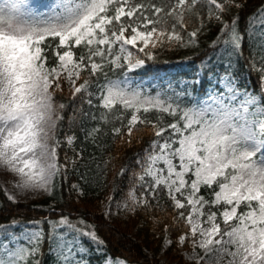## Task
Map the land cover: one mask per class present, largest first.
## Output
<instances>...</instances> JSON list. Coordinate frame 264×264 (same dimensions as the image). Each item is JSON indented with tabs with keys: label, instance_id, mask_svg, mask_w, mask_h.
<instances>
[{
	"label": "snow or ice",
	"instance_id": "snow-or-ice-1",
	"mask_svg": "<svg viewBox=\"0 0 264 264\" xmlns=\"http://www.w3.org/2000/svg\"><path fill=\"white\" fill-rule=\"evenodd\" d=\"M233 8L237 14L225 19ZM243 8L238 0H52L47 5L0 0V169L13 174L21 193L56 195L69 165L75 170L84 153L83 145L77 152L75 134L60 137L68 105L56 97L67 82L71 96L89 106L74 109L69 121L74 123L78 112L95 122L81 128L84 141L103 149L101 134L109 132L129 144L134 135L152 137L137 154L139 171L128 189L113 186L105 216H112L113 204L117 215L156 209L168 214L171 208V223L154 215L153 227L163 225L169 247L190 243L189 261L264 264V95L241 90L229 71L232 57L243 54L238 27ZM193 18L199 24L189 30ZM258 18L264 24V8ZM256 19H249L246 30L250 42ZM213 23L222 25L213 45L223 42L221 54L231 47L223 76L208 72L201 61L191 81L168 79L155 92L145 87L138 70L158 62L164 51L197 45L198 34ZM259 35L264 52V30ZM204 72L223 90L198 89ZM260 72L264 82V67ZM65 142L75 155L65 152L61 163ZM126 171L121 167L119 175ZM80 179L83 184L70 185V196L85 194L89 180L86 174ZM44 223V218L30 221L22 233L15 232L21 226L15 218L0 227V264H42L35 256L46 235ZM47 224L53 264H92L85 256L98 257L96 264H127L107 254L106 241L83 218L61 214Z\"/></svg>",
	"mask_w": 264,
	"mask_h": 264
},
{
	"label": "trees",
	"instance_id": "trees-1",
	"mask_svg": "<svg viewBox=\"0 0 264 264\" xmlns=\"http://www.w3.org/2000/svg\"><path fill=\"white\" fill-rule=\"evenodd\" d=\"M239 2L244 4V8L238 12V27L243 36V54L238 60L236 57H232L233 65L229 71L241 90L251 91L261 96L264 95V82L261 80L260 72L261 67H264V61L261 60L264 52L258 47V43L261 39L259 34L264 30V24L259 23L258 14L261 8H264V0H239ZM236 14L237 9L233 8L230 13L226 14L225 19L230 20V17ZM252 17H257V19L252 23L254 39L250 42L246 30L249 26V19ZM189 24V30H191V27L198 26L199 21L197 18H193ZM221 27L222 25L213 23L211 27L199 33L197 45L181 49L178 52H162L159 61L156 63L150 61L149 65L145 66V71L138 70V76H142L146 81V87L151 88L152 84L155 86L160 84L166 87L164 81L172 78H183L191 81L193 73L202 67L201 61H205L208 72L218 71L223 76V70L228 66L225 57L228 52H231V47L228 46L226 51L221 54V49L225 48L223 42L213 45V41L220 35ZM217 54L221 55L219 62ZM208 72L202 73L201 82L197 84L198 89L207 91L214 82H218L212 80ZM151 90L155 92L157 88L154 87ZM56 99L58 102L68 105L64 113L65 119L62 122L60 137L63 139L65 134H75L77 137L74 142L75 147L78 152L83 145V157L77 159L75 170L69 165L67 169L68 179L63 181L62 187L57 188L55 196L46 195L28 203L13 201L9 199L8 193L0 183V227L11 224L15 218L21 224L20 227L15 228V232L20 233L24 229V224L44 218L43 227L46 235L42 242L41 253L35 256L36 259L42 260V264H53L56 259L55 255L49 252L47 233L50 231V225L47 224V219L58 220L61 214L70 215L73 220L83 218L89 224L94 225L99 237L106 241L107 254L113 260L127 261V264H167L159 257L164 244L163 225L161 224L160 228L154 229L152 217L154 215L159 216L164 222L171 223V208L167 209L168 214L156 209L148 212L141 211L135 216L123 211L119 215L112 214L110 218L104 215L108 196L111 194L113 186L127 190L132 181L133 172L139 171L137 154L143 153L152 138L151 135L144 134L142 138L139 135H134L131 144H129L127 140L120 142L119 138H114L111 132L107 136L101 134L100 143L104 145L101 149L91 140L84 141L85 134L81 131L82 127H91L95 122L90 121V118L82 119L78 112L75 122L69 121V117H73L74 109L83 108L85 111L89 109L86 99H75L66 89L62 93H57ZM147 115L154 118L156 114L149 113ZM165 116L171 119L167 117V114ZM117 123L119 122L117 121ZM110 126L108 125L109 128ZM59 151L61 163L64 162L65 152L69 157L75 155L66 142L61 145ZM90 157H94V159H89ZM105 161H107L106 165ZM97 165L100 167L97 168ZM121 167L127 168L123 176L119 175ZM82 174H86L89 180V183L85 185V194L77 198V194L73 192L70 196L69 188L72 183H84L80 179ZM120 196L121 192L118 191L116 199L119 200ZM166 202V195L161 196V208L165 207ZM50 207L51 211L49 210ZM115 210L116 207L113 204L112 213ZM0 235L3 234L0 233ZM172 235L175 239V233ZM85 244H87V240ZM172 247H168L165 254L171 260L178 259L180 261V255L172 254ZM85 259H91L92 264H96L98 257L85 256Z\"/></svg>",
	"mask_w": 264,
	"mask_h": 264
},
{
	"label": "rangeland",
	"instance_id": "rangeland-1",
	"mask_svg": "<svg viewBox=\"0 0 264 264\" xmlns=\"http://www.w3.org/2000/svg\"><path fill=\"white\" fill-rule=\"evenodd\" d=\"M52 2V0H30V3L34 4V5H47L50 4ZM239 2V0H238ZM146 84V81H145ZM216 88L220 89L221 91L223 90V85L220 84L219 82H214V84ZM146 87V85H145ZM155 85L152 84L151 88H154ZM149 88V87H148ZM210 88V87H209ZM208 88V89H209ZM64 89H66L67 91H70L69 89V85L67 84V82H65L64 84ZM207 89V90H208ZM249 93H252L251 91H249ZM253 95L259 96L258 94L252 93ZM79 95V94H77ZM244 97L241 95L238 98L239 100H242ZM0 183L2 184V186L4 187V189H7L8 191H6L8 193L9 196H15L17 201L23 202V203H28L30 201L36 200L38 198L44 197L46 195L44 194H37V193H33L31 191L25 192V193H21L19 192L16 188H15V178L13 176V174L9 173L7 170L5 169H0ZM123 211V210H121ZM116 213V210L113 211V214ZM24 231V229H22V231L20 233H22ZM21 243H26L25 241H21ZM169 246L163 244V250L159 253V257L161 258V260H163L165 263L167 264H195L194 261H189L187 259V253L191 252V245L190 243L186 244L184 247H180L179 245H175L172 247V254H176V255H180L181 259L180 261L177 260H171L169 257H167V255L165 254V249H167ZM119 261H123V260H119Z\"/></svg>",
	"mask_w": 264,
	"mask_h": 264
}]
</instances>
